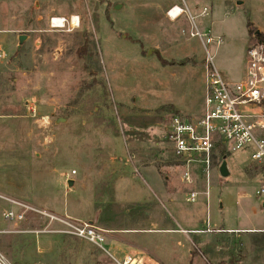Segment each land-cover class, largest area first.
<instances>
[{"label":"rangeland","instance_id":"obj_1","mask_svg":"<svg viewBox=\"0 0 264 264\" xmlns=\"http://www.w3.org/2000/svg\"><path fill=\"white\" fill-rule=\"evenodd\" d=\"M186 1L220 44L190 36L185 15L171 22L173 0H0V191L116 228L105 250L60 233L40 252L37 236L64 224L50 227L34 211L16 226L0 216V229L21 233H0L4 264H117L111 255L123 261L133 250L157 264H264V206L249 154L215 152L230 174L212 172L208 199L201 171L183 181L168 139L174 114L203 110L208 53L228 82L245 79L249 23L264 30V0ZM74 15L79 25L51 27L52 17ZM193 190L197 201H187ZM189 227L203 232L181 231Z\"/></svg>","mask_w":264,"mask_h":264},{"label":"built area","instance_id":"obj_2","mask_svg":"<svg viewBox=\"0 0 264 264\" xmlns=\"http://www.w3.org/2000/svg\"><path fill=\"white\" fill-rule=\"evenodd\" d=\"M173 1L174 3L166 10V15L171 21L175 22L185 15L191 24L190 36H199L202 39L206 36L207 43L214 40H217L218 44L222 42V38L215 39L210 32L202 33L199 30L195 22L197 16L193 15L186 0ZM208 14V8H203L201 15ZM70 23L75 26L73 16L71 19L52 17L50 24L52 28H65ZM247 58L245 79L232 84L215 67L213 57L207 54L203 110L195 117L174 114L169 122L168 139L173 144L175 157L185 167L183 181L187 183L197 181L196 175L201 171L207 185L203 193L208 199L212 172L219 169L222 163L221 161L215 163V152L220 147L227 152L229 150L247 152L252 164L259 170L256 195L264 204V41L251 43L247 48ZM40 123L43 126L49 125L50 117H42ZM199 194L198 191H191L188 201H197ZM0 206H3L0 208L1 217L9 223L18 225L26 221L28 212L34 211L66 227L64 230L54 229L53 232L78 236L105 250L104 242L108 231L93 222L61 217L1 191ZM211 230L208 226L207 231ZM9 232H18V230L0 229V233ZM3 260L5 257L0 253V264H4ZM117 263L145 264L143 259L133 256H128Z\"/></svg>","mask_w":264,"mask_h":264},{"label":"crops","instance_id":"obj_3","mask_svg":"<svg viewBox=\"0 0 264 264\" xmlns=\"http://www.w3.org/2000/svg\"><path fill=\"white\" fill-rule=\"evenodd\" d=\"M200 7H202V3L200 2V4L199 5H195L194 6V8L195 9H197V10H199V8ZM206 6H203V8H205ZM203 10V9H202ZM209 11V10H208ZM165 15H166V10H165ZM208 16V15H207ZM166 17H167V15H166ZM168 18V17H167ZM169 19V18H168ZM170 20V19H169ZM189 20V19H188ZM171 21V20H170ZM171 22H173V21H171ZM257 28V27H256ZM258 29V28H257ZM183 31V30H182ZM257 31H260V33H264V30L263 29H258ZM255 41H257V39H255V38H253V37H251L250 36V44L251 43H253V42H255ZM34 105L33 104H30V106L29 107H31L30 109H32V107H33ZM35 107V106H34ZM33 107V110L35 109ZM178 108V107H177ZM178 110L180 111V112H182L179 108H178ZM35 111V110H34ZM36 112V111H35ZM202 112V111H201ZM183 113V112H182ZM201 114V113H200ZM220 168V167H219ZM74 181V180H73ZM187 201H188V197H187ZM197 212H195V214H196ZM183 214V213H182ZM1 216V215H0ZM183 216H185V213L183 214ZM69 217H71V216H69ZM48 218V217H47ZM72 218V217H71ZM73 219H75V218H73ZM96 219V218H95ZM95 219H93V218H91V219H89V220H84V219H77V220H82V221H90V222H93V223H95V224H97V225H99L100 227H102L103 229H105V230H107L108 231V234H107V237L110 235V234H113V233H115L114 232V230L113 229H116V228H111V227H107V226H101L100 225V220H99V218H97V220H95ZM49 221H50V227L52 226V224L55 222V221H51L50 219H49ZM178 223L179 224H182V223H180L179 221H178ZM184 224V223H183ZM14 225V224H13ZM14 226H16V225H14ZM190 229H186V228H182L181 229V231L183 232V233H187V231H193V232H196V233H201V232H203L202 230L200 231V230H197L195 227H189ZM4 229H6V230H16V229H9V228H4ZM58 229H60V228H58ZM27 231H24L25 233L26 232H29L30 234H33L34 233V231H35V229H32V230H30V229H26ZM53 230L54 229H51V230H49V232H53ZM164 230H173V229H164ZM229 231L230 232H235V231H237V230H235V229H229ZM208 232V231H207ZM42 233H45V236H37V238H38V241L40 242V252L42 251H46L47 250V247L48 246H50L51 245V242L52 241H56V239L57 238H59V234H60V232H53V233H46V232H42ZM8 234H14V235H16L17 236V234H21V233H18V232H9ZM28 234V233H27ZM29 234V235H30ZM41 234V233H40ZM58 234V235H57ZM16 238V237H15ZM189 252H191V249H189ZM139 251L138 250H133V251H131L130 253H127V254H125V257H124V259L126 258V257H128V256H133V257H136V258H141V259H143V262L145 263V264H157L158 262L157 261H155V260H153L150 256L151 255H153V254H149L150 256H149V258H147V260H144V257H141L140 255H139ZM112 256V258L117 262V261H119V260H117L113 255H111ZM152 257H154V256H152ZM123 259V260H124ZM120 262H122V261H120ZM118 264V263H117Z\"/></svg>","mask_w":264,"mask_h":264},{"label":"water","instance_id":"obj_4","mask_svg":"<svg viewBox=\"0 0 264 264\" xmlns=\"http://www.w3.org/2000/svg\"><path fill=\"white\" fill-rule=\"evenodd\" d=\"M241 2H239L240 4ZM122 6V4H121ZM257 33H260V31H257ZM28 38V35H20L19 37V49L21 48V46L23 45L24 41ZM219 171H220V174L224 177L228 176L230 174L229 172V169H228V165H227V162L226 160H224L221 165H220V168H219ZM74 184V181L73 180H69V185L72 186ZM264 206V204H263Z\"/></svg>","mask_w":264,"mask_h":264},{"label":"trees","instance_id":"obj_5","mask_svg":"<svg viewBox=\"0 0 264 264\" xmlns=\"http://www.w3.org/2000/svg\"><path fill=\"white\" fill-rule=\"evenodd\" d=\"M249 28H250V35L251 37H254L255 39H257V41L263 42L264 41V33H257V28L252 26L251 23H249ZM221 158L225 159L227 154L225 152V150L221 149Z\"/></svg>","mask_w":264,"mask_h":264},{"label":"bare ground","instance_id":"obj_6","mask_svg":"<svg viewBox=\"0 0 264 264\" xmlns=\"http://www.w3.org/2000/svg\"><path fill=\"white\" fill-rule=\"evenodd\" d=\"M78 21H79V17H77L76 15L73 16V22H74V25H79L78 24Z\"/></svg>","mask_w":264,"mask_h":264}]
</instances>
